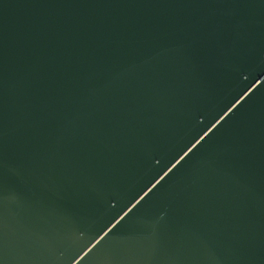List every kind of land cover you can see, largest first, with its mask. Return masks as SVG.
<instances>
[{"label":"water","instance_id":"1","mask_svg":"<svg viewBox=\"0 0 264 264\" xmlns=\"http://www.w3.org/2000/svg\"><path fill=\"white\" fill-rule=\"evenodd\" d=\"M0 264H264V0H0Z\"/></svg>","mask_w":264,"mask_h":264}]
</instances>
